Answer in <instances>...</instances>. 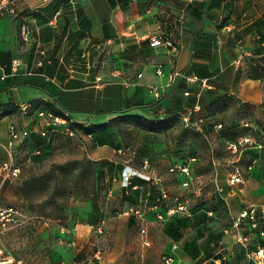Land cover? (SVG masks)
Listing matches in <instances>:
<instances>
[{
  "label": "crops",
  "instance_id": "obj_1",
  "mask_svg": "<svg viewBox=\"0 0 264 264\" xmlns=\"http://www.w3.org/2000/svg\"><path fill=\"white\" fill-rule=\"evenodd\" d=\"M256 1L15 0L14 12L10 6L0 9V122H6L0 144L8 141L10 122L34 124L31 112L22 120L11 114L10 108L21 103L65 110L78 123L101 125L117 116L129 99L143 103L132 113L161 119L166 106L180 103L184 92L188 109L195 112L228 94L264 119V12L254 7ZM158 33L175 48L150 47L149 39ZM146 49L156 55L142 60L136 75L96 81L103 74L97 70L100 63H109L118 53ZM14 60L20 61L16 71ZM118 73L109 71L111 76ZM152 87H159V97ZM108 149L112 147L96 145L93 155L104 157ZM239 197L227 203L230 223L243 206L262 205ZM210 214L205 211L204 221L196 210L172 217L167 228L173 239L159 225L164 241L159 259L176 244L178 264H220L222 251L236 242L225 232L229 226L220 227L215 218L208 221ZM209 233L218 236L216 245Z\"/></svg>",
  "mask_w": 264,
  "mask_h": 264
},
{
  "label": "rangeland",
  "instance_id": "obj_2",
  "mask_svg": "<svg viewBox=\"0 0 264 264\" xmlns=\"http://www.w3.org/2000/svg\"><path fill=\"white\" fill-rule=\"evenodd\" d=\"M260 1L253 5L264 12ZM153 55L152 49L118 53L109 63H100L97 70L103 73V80L117 81L136 75L142 60ZM113 69L119 71L117 76L109 74ZM188 96H183L182 105L174 106L176 115H164L162 123L116 120V146L101 158L93 155L96 145L82 129L73 138L56 137L49 150L39 154L33 153L40 145L37 139L19 141L14 156L20 175L3 187L0 204L17 208L24 222L3 232L0 247L22 264H159L164 245L159 224H155L156 231L150 227L152 244L145 248L137 224L130 225L129 218L119 214L128 198L112 176L125 163L142 167L147 161V173L160 186L186 200L189 210L198 211L202 219L206 210L211 212L208 216L220 227L230 225L227 203L231 199L239 201L241 196L249 200L246 203L264 205L262 114L257 115L233 95L220 94L217 103L206 102L196 112L191 110L185 121L183 117L190 111ZM10 110L14 117L24 119L18 107ZM127 114L132 112L122 110L117 115ZM166 123L169 126L163 127ZM0 130L5 137V121L0 122ZM244 138L250 140L244 142ZM6 157L0 144V163ZM175 163L189 165L195 177L192 184L184 186V177L170 171ZM236 168L244 175V184L230 185V174ZM214 196L224 204H215ZM164 233L173 239L169 229ZM247 243L248 249H254V240ZM243 250L242 245L231 244L222 253L230 264H245ZM237 253L242 257L234 260Z\"/></svg>",
  "mask_w": 264,
  "mask_h": 264
},
{
  "label": "built area",
  "instance_id": "obj_3",
  "mask_svg": "<svg viewBox=\"0 0 264 264\" xmlns=\"http://www.w3.org/2000/svg\"><path fill=\"white\" fill-rule=\"evenodd\" d=\"M15 0H0V9L5 6H10L9 11L14 12ZM74 3L76 0H70ZM59 11L56 12L58 15ZM55 15V16H56ZM150 47L164 46L168 49L175 48V43L162 33H158L151 37L148 41ZM20 65L19 60H14L12 63V71H16ZM157 73H161V67L156 69ZM176 75L178 73H175ZM4 77V76H3ZM2 77V78H3ZM96 81L104 83L100 75L96 77ZM187 81H195L194 77H187ZM156 97L160 96L159 87H152ZM188 95V92H184ZM196 108L199 106L196 105ZM20 112L23 115L31 113L35 116L33 125H26L19 127L16 123L10 122L7 126L8 141L2 145L7 153L6 160L0 165V198L1 190L9 181H14L20 175V167L16 162L14 156V147L16 144L35 133L42 137L47 142L54 140L59 136L76 137L77 130L73 127L76 121L73 119L68 111H56L54 109L37 107L31 103H21L18 105ZM191 110L184 115L183 119L188 121L191 115ZM249 138H244V142L249 141ZM233 145V144H231ZM236 148V147H235ZM34 154H39L40 150L36 149ZM120 172L112 176L113 182H119L120 189L126 191L139 190L136 201L128 203L123 210L119 212L120 215L132 218L136 223L138 232L141 237L142 244L145 248H149L152 241L149 237V229L153 224L164 226V223L176 215H188L190 210L187 201L181 200L178 194H171L166 188L159 185L156 178L147 173L148 163L144 161L142 167H135L128 163L122 165ZM252 168V164L248 165V169ZM171 172H175L184 177L182 184L188 186L192 184L194 176L187 163H175L170 167ZM135 178L143 179L146 184H133ZM244 175L239 168L230 174L229 184L235 185L243 183ZM153 187L155 189H153ZM231 195L234 191H231ZM22 213L13 206H6L0 204V240L3 232L11 225H19L24 222ZM264 220V205H248L242 207L240 213L232 220L229 227L225 228V232L232 234L235 242L241 244L245 248V256L249 262L253 264H264V247L257 245L255 249H248L247 242L251 240L250 234L243 233L245 229V222L248 221L250 228H259V224ZM102 232L101 228H98ZM259 235L264 237V229H259ZM177 245L171 246V251L163 253L160 257L159 264H175L177 262L174 255ZM99 258V252L95 254ZM0 264H22L20 260L15 259L13 255L7 252L3 247H0ZM63 264V263H61ZM82 264V263H79Z\"/></svg>",
  "mask_w": 264,
  "mask_h": 264
},
{
  "label": "trees",
  "instance_id": "obj_4",
  "mask_svg": "<svg viewBox=\"0 0 264 264\" xmlns=\"http://www.w3.org/2000/svg\"><path fill=\"white\" fill-rule=\"evenodd\" d=\"M219 101V98H217L216 100V103ZM182 102L183 100L180 102V103H169L167 106H166V109H165V115L167 117H172L175 114V110H174V106H180L182 105ZM9 104V103H8ZM187 104V103H186ZM210 104H214V103H210ZM204 105V104H203ZM202 105V106H203ZM143 108V103L142 101H139V100H135V99H129L127 101H125L124 103V106H123V112L124 113H130L131 111L133 110H141ZM193 111V110H192ZM130 118H134L136 119L138 122H144V123H147L148 120L150 123L152 124H157V123H162V118H154V119H149L147 117H145L144 115L140 114V113H132V114H127V115H117L115 117H113L111 120H109L107 123L105 124H101V125H84V124H81V123H74L73 124V127L78 130V129H82L83 132L87 135H89L91 137V140L93 141V143L95 145H108L112 148H114L116 146V142H117V135H116V132H115V125H114V122L118 119H130ZM169 124L170 122L167 121ZM149 124V123H148ZM169 124H163V127H168ZM29 139H37L38 141H40V145L37 147V149L40 150V153L45 149V151L47 152L49 150V146L51 145L52 141L53 140H50V141H46L44 140L42 137H40L39 135L35 134V133H32L29 137H27ZM87 163H91L89 161H87ZM123 164H120L118 169H117V172L114 174H118L121 170V168L123 167L122 166ZM133 184H146L147 182H145L143 179H140V178H135L133 181H132ZM153 189H155L153 187ZM122 191H124L122 189ZM126 193V191H124ZM127 198H128V203H133L136 201V197L137 195L139 194V190H131V189H128L127 190ZM213 201L216 202L215 204H220V205H223L224 202L222 199L220 198H216L215 196L213 197ZM216 206V205H215ZM208 211V210H206ZM205 216V215H204ZM213 219L212 217H209L208 216V221ZM172 220L169 219L168 221H166L164 223V227H163V230L165 231V229H168L167 226L168 224L170 223V221ZM90 221H94L93 218H90ZM200 221H204V219L200 218ZM128 223L130 225H133V219L132 218H129V221ZM264 229V220L261 221V223L259 224V228H250L249 227V223L248 221L245 222V229L243 230V233H247V234H250L251 235V239L255 241L254 243V249L257 245H260L262 247H264V237H261L259 235V229ZM208 238L210 240H213L214 242V245L217 244L218 242V236H216L215 234L214 235H211V233L208 234ZM236 246H241L240 244L238 243H235ZM244 248V247H243ZM240 257H242L240 254H234V260L235 259H239ZM243 257L245 258V264H249L250 262L246 259V256H245V250H243ZM247 260V261H246ZM223 262H226V264H230V261H226L225 259H221V262L220 264H223ZM248 262V263H247Z\"/></svg>",
  "mask_w": 264,
  "mask_h": 264
}]
</instances>
